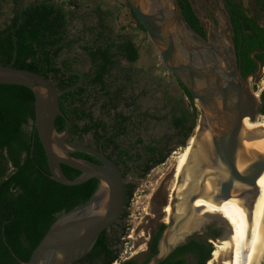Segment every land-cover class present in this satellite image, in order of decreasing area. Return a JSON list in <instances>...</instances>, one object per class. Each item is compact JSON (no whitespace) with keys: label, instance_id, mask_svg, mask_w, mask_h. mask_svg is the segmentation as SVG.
Wrapping results in <instances>:
<instances>
[{"label":"water","instance_id":"obj_1","mask_svg":"<svg viewBox=\"0 0 264 264\" xmlns=\"http://www.w3.org/2000/svg\"><path fill=\"white\" fill-rule=\"evenodd\" d=\"M129 4L147 38L157 50L164 69L173 75L187 91L201 112L199 127L194 135L193 150L203 147L197 191L187 198V208L203 194L205 182L213 180L216 199L226 201L234 188L238 198L248 208L257 197V182L264 175V153L245 151L243 141L256 138L243 134V121L253 122L260 114V103L250 88V80L263 73L262 65L246 76L241 74L233 49V39L221 0H214L218 19L215 42L199 35L184 18L178 0H123ZM3 0H0V7ZM263 26V24H262ZM222 32V34H220ZM264 52L255 51L251 56ZM61 72L62 62H58ZM71 87L57 90L53 84L31 71L0 66V85L23 86L34 95V134L44 151L49 177L60 185L74 187L89 180L98 181L94 194L82 204L60 214L32 251L29 260L20 264H75L93 249L101 233L121 216L125 206L124 183L118 168L103 154L79 143L67 141L69 122L60 109V97L81 87L82 77ZM61 117L66 124L57 132L55 121ZM32 150L31 155L32 158ZM75 153L87 154L100 164L76 158ZM62 166L78 171L69 179ZM184 223L169 219L161 238L159 254L149 264L163 261L176 247L188 239L206 234L205 228L192 231L174 242L170 238ZM217 223V222H215ZM218 237L208 238L209 244ZM209 261V260H208ZM257 264H264V248Z\"/></svg>","mask_w":264,"mask_h":264},{"label":"trees","instance_id":"obj_2","mask_svg":"<svg viewBox=\"0 0 264 264\" xmlns=\"http://www.w3.org/2000/svg\"><path fill=\"white\" fill-rule=\"evenodd\" d=\"M10 1L12 6L9 16L0 24V66L39 74L57 90L76 85L80 78L75 74L62 73L56 64L63 52H70L79 40L72 36L73 24L79 19L72 9L74 3H58L56 0ZM255 1L259 8L253 14L239 1L225 0L237 63L243 76L257 70L253 59L262 60L264 65V55L250 57L251 53L264 50V23L262 26L259 21V15L264 16V0ZM125 4L135 27L145 33L129 4ZM179 7L188 24L203 35V28L189 1L179 0ZM96 12L103 17L111 15L109 11L102 12L99 7ZM85 16L86 22L91 14L87 13ZM94 30L91 28L88 32L94 33ZM114 35L116 41H113V34L106 32V29L100 30L97 38L86 40V46L82 48L97 70L90 75V84L99 86L105 92L106 99H109L111 84L105 83L103 78L113 66V50L122 54L131 64L138 58V48L128 36L119 33ZM62 65L64 71L68 72L67 62L63 61ZM181 88L192 110L190 113L181 112L180 117L175 119V126L180 128L183 139L181 146L184 147L186 141L193 136L197 115L194 114L196 108L192 99L182 86ZM87 98L83 95L81 86L63 94L59 99L61 112L69 122V135L72 139L91 132L98 126L84 122L87 119L91 121L89 110L98 100L94 98L95 103L89 106ZM103 100L105 102L101 108L109 110L110 102ZM259 102L260 114L264 115V87ZM33 123V92L23 86L0 85V264H20L10 251L22 262H27L55 219L88 200L98 187L95 179L74 187L63 186L50 179L46 157L37 135L34 134ZM55 128L59 133L66 128L61 117L56 118ZM73 156L82 158L80 153ZM62 170L69 179H75L80 174L66 166H62ZM163 229L165 225L161 226V230ZM158 239L159 236L155 243ZM106 243L103 232L87 256L97 257L101 252L111 255ZM184 250L193 252L196 264H207L213 248L210 244L191 241L176 249L160 264H186L184 260L175 261V255ZM116 259L117 256L113 253L106 264H112Z\"/></svg>","mask_w":264,"mask_h":264},{"label":"flooded vegetation","instance_id":"obj_3","mask_svg":"<svg viewBox=\"0 0 264 264\" xmlns=\"http://www.w3.org/2000/svg\"><path fill=\"white\" fill-rule=\"evenodd\" d=\"M189 3L200 25L203 28V35L199 33L198 34L205 39L209 38L211 41L215 42V34L219 33L217 31V14L215 20L207 18L206 21H208V25H206L202 22L200 16L196 13L193 4L190 1ZM212 3L214 10L216 11L214 0H212ZM253 3L255 9L258 10L259 7L257 6L255 0ZM221 4L225 12L227 13L225 9V0H221ZM96 8L97 7H94L90 11L91 16L86 22L85 20H82L80 22L77 19L78 24H80L79 27H75L73 24L72 36H75L79 40L77 44L74 45L73 49L70 50V52H63L60 58L57 59L56 64L59 66V61H65L67 62L69 67L67 75L73 73L81 75L83 95L85 97H88L86 100L88 101L89 106L92 105V103H95L94 98H102L110 102V108L109 110H104L101 108V106L105 102L103 100V102L99 106V109L95 110V103L92 109L89 110V112L91 113V121H88L87 119L84 122H91L92 124H97L98 126H95V129L91 132L80 134L79 137L76 136L73 139L72 137H70L68 132L66 140L69 142L82 144L103 154L118 168L122 178L125 179V183L123 185L125 206L119 219L104 231L107 248L111 252V255H108L105 252H101L100 256L97 257L87 256V254L79 262V264H106L107 260L111 256H113V253L117 256V259L115 260L116 264H149L150 261L159 254L161 238L166 229V225L163 221L149 220L147 222V237H144L145 242H143L142 246H138V244L142 243V240L138 241L132 236H129L127 239H125L126 231L129 229L126 206L128 205L135 188V179L144 178L152 169L159 166L165 161L168 153L172 148V145H169L170 141H174L175 139H177V144L182 145L183 139L180 134V128H176L175 126V119L179 118L181 113L176 115L173 111H170L169 115L164 114L166 113L165 108L166 106H168H165V104H168L165 93H162L160 105H150V101L146 98V96L148 95L150 85L154 82V78L152 77V75H148V70H145L143 66L135 68L140 60L139 52L136 62L134 64H131L126 58L122 56V54L118 53L115 49L113 50V66L107 74H104L103 78L105 83L111 84V88L108 90L110 93L109 99H106L107 97L104 96L105 92L101 91L99 86L90 84V75H93L97 70L92 66L91 61L88 59L86 53L82 50V48L86 46V40L91 41L97 38L96 36L100 32V30L106 29V32L113 34V41H116V35H114L116 33L112 28V17H114V15H112V13L109 11L111 14L110 16H99L97 15ZM248 10H251V8ZM101 11L105 12L103 10ZM261 22L260 23L263 24L264 20ZM91 28L95 29L94 33L88 32V29ZM230 30L231 37L233 39L231 25ZM220 34H222V32H220ZM70 39H73V37H70ZM129 39L132 43H134L132 38L129 37ZM116 45H118V42H116ZM233 49L235 53L234 39ZM260 52H264V50ZM251 54L250 57H252ZM259 55H264V53H260ZM235 57L237 60L236 53ZM255 60H257L262 65V60ZM82 63L86 64L87 67L82 68ZM263 67L264 65H262V69ZM168 75L178 85L180 91H182V88L180 86L181 84L178 82V80L170 73H168ZM194 107L196 108L195 104ZM172 109H175V106L172 107ZM150 121L158 123H164V121H167L166 127L168 128V130L158 137L149 135L147 131L149 127L148 123ZM80 154L82 155L81 159L100 164V162L95 158L84 153ZM161 214H163V212H161ZM162 225H165V229L163 230H161ZM205 230V237L195 236L188 239L183 245L176 247L163 261L156 264H160L166 261L176 251V249L189 244L191 241H195L204 245L209 244L206 241V237L213 238L214 235H216V237L218 236V232L213 230L211 222L209 223V225H207V227H205ZM158 236L159 239L155 243V240ZM134 240L137 241V243H134ZM128 244H131L129 252H122V247ZM123 254H126L128 256L123 257ZM120 256H122L121 260H119ZM175 259V261L184 260L186 264H196V258L193 252L188 250L177 253L175 255Z\"/></svg>","mask_w":264,"mask_h":264},{"label":"rangeland","instance_id":"obj_4","mask_svg":"<svg viewBox=\"0 0 264 264\" xmlns=\"http://www.w3.org/2000/svg\"><path fill=\"white\" fill-rule=\"evenodd\" d=\"M34 1V0H27ZM58 3L66 2V3H74V9L76 16L79 17V21L82 19H87L85 16L87 13L94 7H99L103 11H110L114 17H112V28L115 33H119L122 35H127L134 41L136 47L138 48V52L140 55L139 63L136 67H144L145 70H148V75H152L153 83L150 85L148 90V95L146 98L150 101V105H160V99L162 98V93L166 94L168 105L165 108L164 114L169 115L170 111H173L176 115L181 112H192L191 106L188 100L184 97L182 91H180L178 85L174 82V80L168 75V72L164 69L161 61L159 59V55L157 50L154 48L152 43L147 38L146 34L141 32L135 27V23L130 16L129 9L123 0H56ZM195 10L196 13L200 16L202 22L208 25V19L215 20L216 12L213 7L212 0H189ZM239 1L245 8L252 10V13L257 12L254 7V0H237ZM11 1L5 0L0 8V24L4 19L9 16L11 9ZM260 14V13H259ZM264 16L259 15V21H263ZM262 23V22H261ZM75 27H79L80 24L78 22L74 23ZM218 29V27H217ZM82 68L87 67L86 64H81ZM149 78V76H148ZM250 88L255 95L256 99L259 101V96L264 87V67L263 73L261 77L258 79H252L249 82ZM158 88V89H156ZM155 90V91H154ZM154 91V92H153ZM103 102L102 98H98L95 104V110L99 109L100 104ZM260 103V102H259ZM163 105V104H162ZM175 106V109L172 107ZM196 106V105H195ZM197 115L196 127L193 132V136L196 131H198L199 127V119L201 116V112L196 107V111L194 112ZM257 117H262L259 114ZM167 121L163 122H153L150 121L148 123V134L153 135L154 137H158L168 130ZM189 141V140H188ZM188 141H186L185 146H181L177 144V139L174 141H170L169 145H172L170 152L167 155V158L163 163L159 166L152 169L147 176L142 179H135V188L133 190L131 199L126 206V213L128 215V224L129 229L126 231L127 239L129 236H132L136 240H142L141 244L138 246H142L144 241V237H147L148 224L149 220L151 221H165L164 214H161L162 208L167 204L168 196L170 194V190L173 184V172H174V161L177 158L178 154L183 150L187 145ZM179 152V153H178ZM176 154V155H175ZM177 185V180L174 182V188ZM210 222L203 223V228L207 227ZM212 228L214 231L218 232V238L223 233V227L215 222H211ZM167 225V224H165ZM216 232V233H217ZM206 235H204L205 237ZM207 242L209 243L210 237H206ZM134 243L137 241L134 240ZM131 244L124 245L122 247V252H129ZM128 255L123 254V257H127Z\"/></svg>","mask_w":264,"mask_h":264},{"label":"bare ground","instance_id":"obj_5","mask_svg":"<svg viewBox=\"0 0 264 264\" xmlns=\"http://www.w3.org/2000/svg\"><path fill=\"white\" fill-rule=\"evenodd\" d=\"M248 133L255 134L256 138L243 141V149L264 153V115L253 122L248 118L243 121V134ZM193 143L194 136L175 158L173 184L162 210L165 224L173 216L176 221L184 220L170 242L200 229L203 223L217 222L223 227V233L212 241L213 251L207 264H257L264 248V175L257 182L258 194L250 208L238 198L237 188L228 200L216 199L218 189L213 180H207L203 194L193 202L189 213L187 198L197 191L201 177L198 170L201 159L205 158L204 148L195 151Z\"/></svg>","mask_w":264,"mask_h":264},{"label":"built area","instance_id":"obj_6","mask_svg":"<svg viewBox=\"0 0 264 264\" xmlns=\"http://www.w3.org/2000/svg\"><path fill=\"white\" fill-rule=\"evenodd\" d=\"M121 257H122V256H120L119 260H121ZM113 264H116V262H115V263H113Z\"/></svg>","mask_w":264,"mask_h":264}]
</instances>
